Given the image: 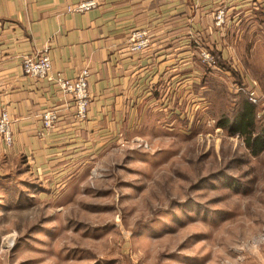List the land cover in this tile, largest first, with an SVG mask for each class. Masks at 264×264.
Here are the masks:
<instances>
[{
  "label": "rangeland",
  "instance_id": "1",
  "mask_svg": "<svg viewBox=\"0 0 264 264\" xmlns=\"http://www.w3.org/2000/svg\"><path fill=\"white\" fill-rule=\"evenodd\" d=\"M248 36L232 45L243 72L214 73L209 97L173 115L166 100L69 165L0 160V264H264V153L217 126L245 99L239 73L264 84V40Z\"/></svg>",
  "mask_w": 264,
  "mask_h": 264
},
{
  "label": "crops",
  "instance_id": "2",
  "mask_svg": "<svg viewBox=\"0 0 264 264\" xmlns=\"http://www.w3.org/2000/svg\"><path fill=\"white\" fill-rule=\"evenodd\" d=\"M86 1L0 0V116L7 111L15 131L13 146L0 139V160L26 156L43 167L69 165L135 132L168 99L207 97L214 73L243 72L241 51L232 45L250 33L264 40V0H94L98 6L87 13L69 12ZM219 8L228 14L221 32L215 28ZM240 24L252 28L230 31ZM136 29L151 37L145 53L129 50ZM202 49L216 56V69L202 64ZM44 50L50 52L53 75L76 79L90 73L86 120L75 116L71 96L48 80L25 75L24 58ZM249 77L248 89L254 81L264 90L260 76ZM49 109L59 111L60 120L42 137L41 116Z\"/></svg>",
  "mask_w": 264,
  "mask_h": 264
},
{
  "label": "built area",
  "instance_id": "3",
  "mask_svg": "<svg viewBox=\"0 0 264 264\" xmlns=\"http://www.w3.org/2000/svg\"><path fill=\"white\" fill-rule=\"evenodd\" d=\"M97 6L96 1L90 0L69 8V12L83 14L95 9ZM227 18V10L225 8H219L215 14V28L218 31L221 32L226 29ZM151 46L152 40L147 31L136 29L131 33L129 50L132 53H145L150 50ZM199 56L203 65L212 69L217 68V58L211 52L202 49L199 52ZM22 67L26 76L38 80H48L63 93L71 96L76 110L75 116L80 120H86L88 118L91 96L89 92L90 73L87 70L83 71L76 79H69L62 74L53 75L52 60L48 50L25 57L22 62ZM246 81L235 85V88L238 92L247 93L249 100L253 104H259L264 99L261 90L254 81H250L253 88L248 89L249 85L246 84ZM166 102H168V108L175 113L174 105H172L174 100L168 99ZM59 120V111L54 109L44 111L41 116L42 130L40 135L44 137L47 133L54 131L57 128ZM0 139L8 147L13 146L15 143L14 125L7 111H4L0 116Z\"/></svg>",
  "mask_w": 264,
  "mask_h": 264
},
{
  "label": "trees",
  "instance_id": "4",
  "mask_svg": "<svg viewBox=\"0 0 264 264\" xmlns=\"http://www.w3.org/2000/svg\"><path fill=\"white\" fill-rule=\"evenodd\" d=\"M242 79H239V83ZM216 90L218 84L211 83ZM213 89L209 90L213 92ZM237 97H245L243 103L239 107H235L230 113L223 114L217 122V126L230 135H239L242 138L245 147L252 157H259L264 153V116L259 111V106L264 105V99L259 104H253L248 94L240 92ZM210 96V93L207 97ZM264 96V95H263ZM261 114V115H260Z\"/></svg>",
  "mask_w": 264,
  "mask_h": 264
}]
</instances>
